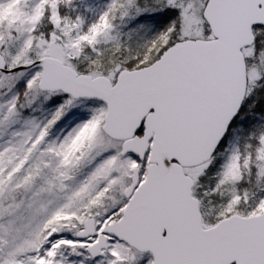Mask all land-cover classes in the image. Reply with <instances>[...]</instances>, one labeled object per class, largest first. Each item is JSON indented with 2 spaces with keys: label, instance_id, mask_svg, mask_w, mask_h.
Here are the masks:
<instances>
[{
  "label": "snow or ice",
  "instance_id": "1",
  "mask_svg": "<svg viewBox=\"0 0 264 264\" xmlns=\"http://www.w3.org/2000/svg\"><path fill=\"white\" fill-rule=\"evenodd\" d=\"M0 264H264V0H0Z\"/></svg>",
  "mask_w": 264,
  "mask_h": 264
}]
</instances>
